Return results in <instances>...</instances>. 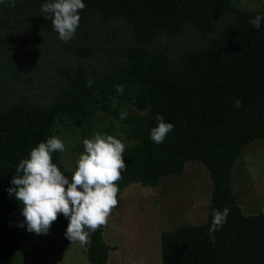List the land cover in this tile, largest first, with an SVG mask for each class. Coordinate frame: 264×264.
<instances>
[{"label": "trees", "instance_id": "1", "mask_svg": "<svg viewBox=\"0 0 264 264\" xmlns=\"http://www.w3.org/2000/svg\"><path fill=\"white\" fill-rule=\"evenodd\" d=\"M42 5L52 0H24ZM81 20L125 18L141 45H151L161 31L180 33L193 24L211 31L214 22L230 13L235 21L215 37L207 51L191 54L176 68L163 54L138 52L131 69V92L123 100L137 113L120 119L104 96L96 99L102 111L120 119L131 145L125 147L127 170L118 181L119 193L137 183L158 187L171 175L182 174L185 164L197 161L209 171L213 191L206 222L183 225L161 235V264H264V213L245 215L233 193L232 172L251 142L264 140V20L250 23L264 11L247 12L232 7V0H83ZM39 28L51 29L45 17ZM76 54H83L76 49ZM239 100L241 105L236 106ZM107 101V102H106ZM157 114L172 123L163 143L150 138ZM70 115L66 105L48 110L23 103L0 110V264H20L21 245L31 232L24 222L23 205L7 191L21 160L52 136L57 122ZM52 162L63 172L60 152ZM14 195V194H13ZM229 215L222 229L209 235L212 210ZM64 217L58 215V219ZM103 226L90 234V264H108L113 250L103 237Z\"/></svg>", "mask_w": 264, "mask_h": 264}, {"label": "rangeland", "instance_id": "2", "mask_svg": "<svg viewBox=\"0 0 264 264\" xmlns=\"http://www.w3.org/2000/svg\"><path fill=\"white\" fill-rule=\"evenodd\" d=\"M232 7L264 11V0H232ZM44 15L41 5L24 0H16L14 7L0 4V110L23 103L42 110L53 104L68 107L70 115L57 122L53 134L65 144L60 153L69 181L84 152V139L99 132L115 136L125 147L131 145L122 121L102 111L96 99L104 96L110 109L120 114L137 113L123 96L132 90L127 71L138 52L163 54L180 69L189 55L207 51L235 21L230 13L216 20L211 31L188 24L178 34L161 31L153 44L141 45L125 18L94 16L80 21L74 37L65 42L53 27L39 28ZM76 49L85 55L76 54ZM89 81L91 87L86 86ZM117 85L123 86L122 94ZM232 186L245 215L264 213V140L245 147L233 169ZM212 191L209 171L197 161L187 162L182 174L163 179L158 187L137 183L127 187L103 226L104 241L113 249L108 264H161V235L206 222ZM68 223L62 217L47 235L28 234L22 241L20 264H90L88 244L71 243L65 237Z\"/></svg>", "mask_w": 264, "mask_h": 264}, {"label": "clouds", "instance_id": "3", "mask_svg": "<svg viewBox=\"0 0 264 264\" xmlns=\"http://www.w3.org/2000/svg\"><path fill=\"white\" fill-rule=\"evenodd\" d=\"M16 0H0V4L14 7ZM86 7L83 0H52L41 5L44 13L49 14L54 30L65 42L71 40L79 27L80 11ZM262 16H256L250 23L259 28ZM91 87V81L86 85ZM116 90L123 93V86ZM241 102L236 101L239 107ZM122 112L120 119H125ZM157 126L150 130L153 142L163 143L167 134L174 129L172 123L165 122L163 115L157 114ZM84 152L79 156L77 166L71 175V181L64 172L52 162V154L64 152V142L52 136L34 147L29 158L20 161L17 174L7 191L14 196L22 207L27 231L36 235H47L52 224L62 214L69 220L65 237L71 243L89 244L90 234L108 223V218L118 206V181L122 172L127 170L124 162L125 144L113 135L95 133L90 139L83 140ZM14 194V195H13ZM199 205H194L196 208ZM229 209H213L209 235L222 229L227 221ZM214 241V237H212Z\"/></svg>", "mask_w": 264, "mask_h": 264}]
</instances>
